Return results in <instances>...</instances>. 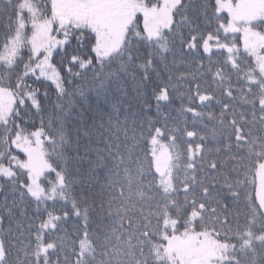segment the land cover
<instances>
[{
	"label": "snow or ice",
	"instance_id": "snow-or-ice-1",
	"mask_svg": "<svg viewBox=\"0 0 264 264\" xmlns=\"http://www.w3.org/2000/svg\"><path fill=\"white\" fill-rule=\"evenodd\" d=\"M0 264H264V0H0Z\"/></svg>",
	"mask_w": 264,
	"mask_h": 264
},
{
	"label": "trees",
	"instance_id": "trees-1",
	"mask_svg": "<svg viewBox=\"0 0 264 264\" xmlns=\"http://www.w3.org/2000/svg\"><path fill=\"white\" fill-rule=\"evenodd\" d=\"M175 107H179V101H176L174 104Z\"/></svg>",
	"mask_w": 264,
	"mask_h": 264
}]
</instances>
